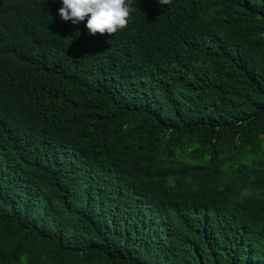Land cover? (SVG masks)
Masks as SVG:
<instances>
[{"label":"trees","instance_id":"16d2710c","mask_svg":"<svg viewBox=\"0 0 264 264\" xmlns=\"http://www.w3.org/2000/svg\"><path fill=\"white\" fill-rule=\"evenodd\" d=\"M130 4L0 0V264H264V0Z\"/></svg>","mask_w":264,"mask_h":264},{"label":"clouds","instance_id":"9594fccd","mask_svg":"<svg viewBox=\"0 0 264 264\" xmlns=\"http://www.w3.org/2000/svg\"><path fill=\"white\" fill-rule=\"evenodd\" d=\"M56 3V0H52ZM59 17L72 24L86 21L88 33L113 36L126 29L131 22L132 12L130 0H59ZM162 7L170 5L172 0H157Z\"/></svg>","mask_w":264,"mask_h":264}]
</instances>
